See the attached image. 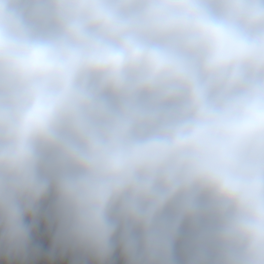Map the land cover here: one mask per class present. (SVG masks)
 <instances>
[{
    "label": "clouds",
    "instance_id": "9594fccd",
    "mask_svg": "<svg viewBox=\"0 0 264 264\" xmlns=\"http://www.w3.org/2000/svg\"><path fill=\"white\" fill-rule=\"evenodd\" d=\"M0 264H264V0H0Z\"/></svg>",
    "mask_w": 264,
    "mask_h": 264
}]
</instances>
